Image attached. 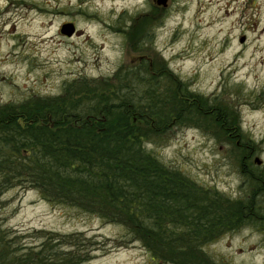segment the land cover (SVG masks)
<instances>
[{
	"label": "rangeland",
	"instance_id": "374dc122",
	"mask_svg": "<svg viewBox=\"0 0 264 264\" xmlns=\"http://www.w3.org/2000/svg\"><path fill=\"white\" fill-rule=\"evenodd\" d=\"M67 22L75 26L70 37L60 33ZM28 39L44 46L21 49ZM141 60L154 64L161 92L172 88L163 69L232 121L229 133L206 119L169 122L146 148L202 189L243 199L250 187L238 146L245 137L254 149L243 159L244 169L264 172V0H167L166 7L155 0H0V105L59 96L79 81L111 91L119 84V71L130 78ZM257 69L262 74L254 77ZM161 116L169 118L168 112ZM260 196L264 209V192ZM0 225L32 245L42 239L41 232L95 236L103 248L83 264H166L141 242H127L131 236L124 225L52 205L35 189L2 193ZM190 255L195 264H264V227L243 224Z\"/></svg>",
	"mask_w": 264,
	"mask_h": 264
},
{
	"label": "trees",
	"instance_id": "16d2710c",
	"mask_svg": "<svg viewBox=\"0 0 264 264\" xmlns=\"http://www.w3.org/2000/svg\"><path fill=\"white\" fill-rule=\"evenodd\" d=\"M130 71V78L119 71V84L111 91L79 81L59 96L0 105V198L10 188L35 189L52 205L124 225L131 236L127 242H141L166 264H195L190 253L204 243L243 224L264 227V172L245 170L243 163L254 143L245 137L238 146L250 187L243 199L202 189L145 142L169 122L206 119L229 133L230 117L205 106L202 96L163 69L172 88L161 92L153 63L141 60ZM134 76L138 79L130 83ZM164 110L173 121L160 119ZM41 233L32 245L0 225V264H83L103 248L84 233Z\"/></svg>",
	"mask_w": 264,
	"mask_h": 264
},
{
	"label": "water",
	"instance_id": "95a60500",
	"mask_svg": "<svg viewBox=\"0 0 264 264\" xmlns=\"http://www.w3.org/2000/svg\"><path fill=\"white\" fill-rule=\"evenodd\" d=\"M155 3L158 6H163V7L167 6V0H155ZM60 33L67 37H70L75 33V26L70 22L64 23L60 26ZM242 40H243V37L241 38V41ZM254 162L257 165L260 164V160L258 158H255Z\"/></svg>",
	"mask_w": 264,
	"mask_h": 264
},
{
	"label": "bare ground",
	"instance_id": "6f19581e",
	"mask_svg": "<svg viewBox=\"0 0 264 264\" xmlns=\"http://www.w3.org/2000/svg\"><path fill=\"white\" fill-rule=\"evenodd\" d=\"M218 3V1H215L214 3H212V7H214V8H217L218 6H219V4H217ZM29 37H31V35H29V34H27ZM27 35H25V36H27ZM24 37V36H23ZM9 38H11V36L9 37ZM12 39V38H11ZM20 40H21V38H20ZM31 44H33L34 46H36V47H43L44 46V44H43V42L42 41H37V40H34V39H31V40H25V42L23 43V44H21L20 43V48L22 49L25 45H27V46H29L28 47V49H30L31 50ZM17 45H19V44H17ZM3 46H5V44L3 45ZM19 49V48H18ZM17 54H19V52H16ZM230 65H232V62L230 63V64H228V67L230 66ZM63 66V65H62ZM262 74V70H256V74H255V76L254 77H257L256 75L257 74Z\"/></svg>",
	"mask_w": 264,
	"mask_h": 264
}]
</instances>
